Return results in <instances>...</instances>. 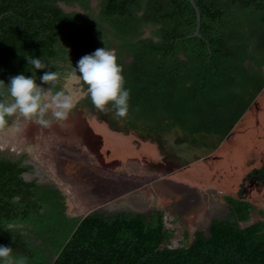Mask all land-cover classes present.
Instances as JSON below:
<instances>
[{
	"label": "trees",
	"instance_id": "1",
	"mask_svg": "<svg viewBox=\"0 0 264 264\" xmlns=\"http://www.w3.org/2000/svg\"><path fill=\"white\" fill-rule=\"evenodd\" d=\"M194 2L200 37L189 0H0V80L32 75L26 57L36 56L50 62L37 83L57 71L53 90H64L76 62L106 47L123 66L129 112L97 109L83 81L78 109L123 134L178 125L193 141L200 133L225 140L264 89V0ZM0 92L11 101L5 85ZM31 171L0 154V245L28 264H264V221L249 224L253 207L241 200L225 197L227 219L170 247L162 211L78 216L64 190L25 181ZM257 177L264 181V168Z\"/></svg>",
	"mask_w": 264,
	"mask_h": 264
},
{
	"label": "rangeland",
	"instance_id": "2",
	"mask_svg": "<svg viewBox=\"0 0 264 264\" xmlns=\"http://www.w3.org/2000/svg\"><path fill=\"white\" fill-rule=\"evenodd\" d=\"M73 10L79 9H67ZM80 81L73 75L64 78L65 92L76 101L66 120L49 113L52 123L44 127L35 118L14 114L0 128V154L31 166L27 181L41 178L63 189L77 214L79 205L84 213L89 205L109 200L99 211L148 216L162 211L164 225L173 232L170 247L189 244L196 231L207 235L214 219H227L225 197L253 207L249 224L264 221V181L251 183L248 178L264 168V89L213 154L178 168L179 162L154 141L112 131L90 111L78 109L85 95Z\"/></svg>",
	"mask_w": 264,
	"mask_h": 264
},
{
	"label": "clouds",
	"instance_id": "3",
	"mask_svg": "<svg viewBox=\"0 0 264 264\" xmlns=\"http://www.w3.org/2000/svg\"><path fill=\"white\" fill-rule=\"evenodd\" d=\"M26 60L27 65H32L30 71L32 75L17 74L11 77L8 83L0 80V85L6 86L7 93L11 97L9 102L2 98L3 93L0 92V127L6 125L7 118L14 114L25 120L35 118V122L44 127L52 123L51 119L46 118L49 113L55 120H66L76 101L74 96L62 89L53 90L59 72L44 71L39 75L41 83L38 84L36 70L49 69L50 62L46 63L36 56L26 57ZM72 72L73 75L79 74L78 79L87 85L91 102L97 109L104 110L111 104L115 109L116 117L127 116L130 90L125 87L123 66L118 63L117 55L113 50L103 47L85 54L73 66ZM44 84L50 87L45 88ZM20 128L21 122L18 120L16 131H20ZM0 264H28V259L13 255L12 247L0 245Z\"/></svg>",
	"mask_w": 264,
	"mask_h": 264
},
{
	"label": "water",
	"instance_id": "4",
	"mask_svg": "<svg viewBox=\"0 0 264 264\" xmlns=\"http://www.w3.org/2000/svg\"><path fill=\"white\" fill-rule=\"evenodd\" d=\"M195 13H196V30L193 34V37H200L199 30H200V13L199 9L196 6L194 0H189ZM63 7L65 11L70 9L64 5H60ZM77 9H79L77 7ZM68 12V11H67ZM139 140L146 141L148 139L152 141H159L160 136L154 133H145L139 130L132 131ZM179 138H188L191 139L190 135H187L180 126H174L172 133L167 134L164 137H161L163 143L165 144L166 148H168L175 156L180 158L185 165H191L197 163L198 161L207 158L211 154L215 152V150L221 145L222 140L218 138V136L209 135L206 133H200L199 135H194L195 139H203L206 144L211 143L212 146H197L189 141L181 142L176 144L174 141ZM26 175V174H25ZM25 175H23L24 180H26ZM27 181V180H26Z\"/></svg>",
	"mask_w": 264,
	"mask_h": 264
},
{
	"label": "flooded vegetation",
	"instance_id": "5",
	"mask_svg": "<svg viewBox=\"0 0 264 264\" xmlns=\"http://www.w3.org/2000/svg\"><path fill=\"white\" fill-rule=\"evenodd\" d=\"M173 129H174V126L171 128V129H169V131L168 132H164L163 134H158L159 136H160V140L159 141H157V142H155L154 141V143L155 144H157V146H158V148H159V150H161V152H167V153H165V155H169L170 157H173L175 160H177L178 162H179V167L178 168H182V167H184L185 166V164L183 163V161L180 159V158H178L177 156H175L168 148H166V146H165V144L163 143V141H162V139H161V137H164V136H166L167 134H170V133H172V131H173ZM185 132V131H184ZM186 133V132H185ZM187 134V133H186ZM187 135H189V134H187ZM196 135H199V134H196ZM209 135H214L215 136V134H209ZM217 136V135H216ZM219 138V137H218ZM195 139V138H194ZM220 139V138H219ZM148 140H150V139H148ZM190 140V142L191 143H193V144H196L197 146H203V145H206V146H212V144L211 143H209V144H206V142L203 140V139H195L194 141L192 140V138L191 139H188V138H179V139H177V141L175 140L174 142L176 143V144H178V143H181V142H185V141H189ZM223 139H222V143L221 144H223ZM221 146V145H220ZM219 146V147H220ZM218 147V148H219ZM217 148V149H218ZM216 149V150H217ZM209 157V156H208ZM207 157V158H208ZM202 160H204V159H202ZM202 160H200V161H202ZM200 161H198V162H200ZM31 178V177H30ZM29 178V179H30ZM34 178V177H33ZM38 178V177H37ZM248 178H249V180H251L252 182L251 183H253V182H255V183H257V179H258V177H257V170H254L251 174H249V176H248ZM39 179V184H41V182H40V178H38Z\"/></svg>",
	"mask_w": 264,
	"mask_h": 264
},
{
	"label": "crops",
	"instance_id": "6",
	"mask_svg": "<svg viewBox=\"0 0 264 264\" xmlns=\"http://www.w3.org/2000/svg\"><path fill=\"white\" fill-rule=\"evenodd\" d=\"M216 151V150H215ZM41 184H44L43 182L41 183ZM47 184V183H46ZM63 190V189H62ZM67 192V191H66ZM68 193V192H67ZM110 201V200H109ZM109 201H106V202H104V203H99V204H97L96 206H92V204H91V206L89 205V207H88V209H86L85 210V212L84 213H81L80 212V207H81V205H79L78 207V211H79V214H77L75 211H73L74 212V214L75 215H78V216H86V215H88V214H90V213H92V212H101V211H99V205H101L102 204V207L105 205V204H107V203H109ZM71 204H73V202H71ZM90 208V209H89ZM72 209H74V204H73V208Z\"/></svg>",
	"mask_w": 264,
	"mask_h": 264
},
{
	"label": "bare ground",
	"instance_id": "7",
	"mask_svg": "<svg viewBox=\"0 0 264 264\" xmlns=\"http://www.w3.org/2000/svg\"><path fill=\"white\" fill-rule=\"evenodd\" d=\"M25 178H30V176L29 175H25ZM40 181L42 182V179L40 178ZM44 183V182H43Z\"/></svg>",
	"mask_w": 264,
	"mask_h": 264
}]
</instances>
